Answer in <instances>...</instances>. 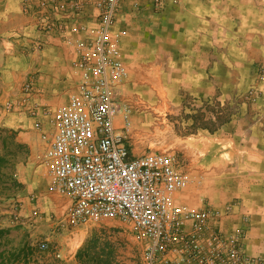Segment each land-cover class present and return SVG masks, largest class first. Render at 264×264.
Here are the masks:
<instances>
[{
  "label": "rangeland",
  "instance_id": "obj_1",
  "mask_svg": "<svg viewBox=\"0 0 264 264\" xmlns=\"http://www.w3.org/2000/svg\"><path fill=\"white\" fill-rule=\"evenodd\" d=\"M4 1L0 0V6ZM214 1L218 0H168L161 10L144 2L156 15L177 8L183 19L195 24L189 25L192 29L203 17L210 22V14L200 16V12L216 5ZM228 1L219 0L218 5ZM20 12L0 13V61L7 69L0 71V264H145L143 243L129 224L103 219L71 227L61 221L68 203L49 190L51 179L43 161L45 139L51 136L49 116L41 107L36 116L26 106L10 107L19 101L22 85L30 79L24 72L16 77L11 68L28 65L31 54L34 57L43 49L36 44L28 54L20 44L21 27L27 22L24 11ZM231 27L220 13L219 78L211 94L186 93L178 83L167 88L171 93L164 92V79L152 78L145 53L131 62H124L120 53L127 69L123 95L131 109L125 122L116 119V128L126 137L132 154L169 152L192 178L176 194L188 191L195 200L175 198L176 204L198 208L202 199L223 212L227 203L236 200L226 223L236 214H246L248 221L252 214L264 216V205H258L264 197L260 189L264 174L259 172L264 159L252 155L262 143L255 137L264 133V96L257 87L264 68L256 62H249L248 70L243 67L241 43H235V49L240 45L239 52L227 44L234 33L235 42L243 40L238 37L241 30ZM138 35L141 42L146 41L145 32L138 31ZM170 82L166 77V83ZM153 86L157 87L154 91ZM37 96L32 93L30 99ZM7 121L12 126H6ZM41 241L48 243L47 250L38 248Z\"/></svg>",
  "mask_w": 264,
  "mask_h": 264
},
{
  "label": "built area",
  "instance_id": "obj_2",
  "mask_svg": "<svg viewBox=\"0 0 264 264\" xmlns=\"http://www.w3.org/2000/svg\"><path fill=\"white\" fill-rule=\"evenodd\" d=\"M123 1H22V10L35 14L44 32L64 33L71 21L84 16L88 5L96 10L93 35L79 40L73 52L80 81L66 105L44 110L51 128L43 159L51 179L48 188L68 203L61 221L71 227L103 219L129 224L143 243L145 264H264V257L244 249L246 214L241 215V225L229 231L223 228L236 200L227 203L223 212L205 201L198 208L176 204V193L192 180L189 174L169 152L132 154L126 137L117 130L116 119L125 122L131 109L122 91L127 69L111 38ZM144 1L161 10L168 0ZM78 28L86 26L78 23ZM34 84L30 78L22 85L12 109L30 105ZM27 109L32 116L38 114L32 105ZM36 126L41 128V123ZM12 214L19 220L17 212ZM38 248L45 251L48 243L41 241Z\"/></svg>",
  "mask_w": 264,
  "mask_h": 264
},
{
  "label": "crops",
  "instance_id": "obj_3",
  "mask_svg": "<svg viewBox=\"0 0 264 264\" xmlns=\"http://www.w3.org/2000/svg\"><path fill=\"white\" fill-rule=\"evenodd\" d=\"M22 1L5 0V3L0 6V13L11 15L22 12ZM214 3L216 5L210 8L205 7L206 11L200 12V16H204L205 12L209 13L210 22L204 21L209 20L208 17H203L200 21H196L197 27L191 29L189 25L195 24L188 21L189 19H183V15L177 8L165 9L156 15L151 14L150 7L143 0H124L111 28V38L116 41L124 62H131L136 58L138 61L144 53L147 55L146 61L148 68L152 71V78L162 76L164 79L162 86L164 92L171 93L172 90L167 88L169 86L173 88L178 83L181 91L183 86L186 93L211 94L219 78L218 21L220 13L223 17L226 16L229 27L232 25L231 28L237 32L241 30L238 37H242L243 40L235 42L234 33L232 40H228L227 44L231 43L233 50L239 52L240 45H237L238 49H235V43H241L243 67L246 66L248 70L249 62H256L264 68V0H230L226 5H218V0ZM35 7H37L36 3H34ZM24 17L27 22L23 25L24 27H21L20 44L28 54L30 53L28 49L37 43L42 44L41 47H43L42 51L34 56L36 59L33 57L34 54H31L29 60V63H32L31 66L25 62L23 67L16 65L11 68L16 77L19 72H24L35 79L34 93L39 98L30 99V105L25 108L32 105L37 109L39 107L51 109L66 105L69 95L74 92L81 78V71L73 64L74 48L79 40L93 35L95 7L92 4L88 5L84 16L71 21L64 33L59 30L45 32L39 30L35 14L25 13ZM78 23L84 24L86 28L79 29ZM138 31L145 32V42H141ZM6 70L4 63L0 61V71L3 73ZM168 71H171L170 74L167 73ZM168 76L170 81L172 80L169 84L166 83ZM257 87L264 96V75L257 83ZM152 88L154 91L157 87ZM7 122L6 126H12L10 121ZM255 138L262 143L258 148H254L257 152L252 155L264 159V133H260ZM259 172L264 174V167ZM260 180L263 179L260 178ZM260 189H264V185L260 186ZM175 198L184 202L195 200L188 191L178 196L176 194ZM201 201L202 199L196 206H201ZM258 205H264V197L259 198ZM240 218L236 214L223 224V228L229 231L230 228L241 225ZM246 227L245 251L250 255L264 257V216L252 214ZM2 254L4 255V251Z\"/></svg>",
  "mask_w": 264,
  "mask_h": 264
}]
</instances>
